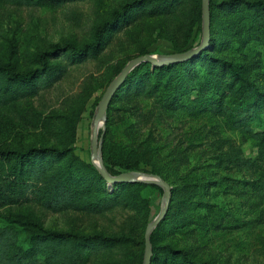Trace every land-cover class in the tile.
I'll use <instances>...</instances> for the list:
<instances>
[{"label":"rangeland","instance_id":"obj_1","mask_svg":"<svg viewBox=\"0 0 264 264\" xmlns=\"http://www.w3.org/2000/svg\"><path fill=\"white\" fill-rule=\"evenodd\" d=\"M122 1L72 0L61 5H30L0 0V60L14 62L18 68H27L35 65L40 51L56 42L71 41L80 45L92 37L96 23L109 16L110 11ZM197 1L158 0L154 7L134 10L130 20L123 19L108 32L103 49L85 60L72 61L68 54L60 53L58 59L68 65L60 79L38 88L34 94L0 105V146L61 145L72 141L71 119L76 110L81 109L74 144L81 157L91 158V137L98 103L112 79L131 58L144 54V51L170 52L174 49V42L178 45L186 43L190 47L197 45L203 30V12L201 18L194 14ZM239 8L215 6V30L227 35L230 29L242 25L245 11L244 7ZM188 31H192L191 34ZM255 49L264 47L255 45ZM132 89L133 94L123 95L114 103L122 108L112 109V119L120 124L130 107L155 100L146 93L136 96L135 88ZM155 110L157 113L162 111L166 123L165 128H160L162 134L155 139L160 143H170L156 155L162 158L158 164L172 179L170 190L173 185H189L190 193L196 191L188 202L174 201V206L178 203V206L195 213L186 223L177 222L171 226L170 221L166 222L165 240L185 246L195 257L210 259L215 264L264 263V161L262 167L252 164L232 166L231 162H221L227 167L214 164L221 160L217 158L220 151L236 152L238 147L243 150L244 157L253 158L258 152L256 140L233 128L223 115L196 114L191 106L169 110L157 107ZM263 122L264 114L255 127L261 128ZM142 125L145 127V123ZM106 128L107 121L99 127V137ZM121 139L124 141L126 137L114 138L117 141ZM171 146L174 149L170 151ZM196 165L199 166L195 168ZM112 168L122 170L119 166ZM77 173L91 179L82 167ZM222 174L233 176V181L239 185L231 187L229 192H222L219 186L213 188L214 185L207 184L209 179ZM223 183L229 181L224 180ZM155 184L158 185L156 188L147 191L149 215L145 208H135L128 201H119L103 211L90 207L53 211L35 198L0 207V223L10 216L37 221L52 229L111 233L133 231L141 234L146 232L148 223L160 211L165 200L163 186ZM146 218L149 221L144 227ZM200 220L202 225H197ZM27 229L23 230V235L28 233ZM131 248L130 264H139L140 246ZM87 252L88 257L83 264H122L127 261L126 246L122 244L95 246ZM144 260L145 251L142 264Z\"/></svg>","mask_w":264,"mask_h":264},{"label":"trees","instance_id":"obj_2","mask_svg":"<svg viewBox=\"0 0 264 264\" xmlns=\"http://www.w3.org/2000/svg\"><path fill=\"white\" fill-rule=\"evenodd\" d=\"M9 1L16 4L61 5L72 0ZM157 1L123 0L110 11L109 16L96 23L89 40L80 45L71 41L56 42L50 48L40 51L35 65L30 67L18 68L14 62L0 60V105L23 98L29 93L34 94L38 88L53 84L68 68L67 64L58 59L60 53L68 54L72 61L85 60L103 49L112 28L123 19L130 20L134 10L145 6L154 7ZM201 1L198 0L194 7V14L198 18L202 16ZM209 1L211 36L206 48L179 62L153 66L150 61H142L128 73L114 93L107 108V128L102 144L103 160L110 172L116 174L139 169L159 174L172 183L164 167L158 164L162 158L156 156L170 143H160L155 139L162 134L160 128H165L166 124L162 111L157 113L155 108L169 110L181 106H191L192 112L196 114L223 115L233 128L256 140L258 152L253 158L244 157L243 150L238 147L236 152L220 151L217 158L221 160L215 165L227 167L221 162H231L232 166L252 164L262 167L264 122L258 129L255 123L264 114V49H255V45L264 47V0ZM215 6L235 10L244 7V23L230 29L227 35H221V31L214 28ZM191 32L188 31V34ZM188 48L191 47L186 46V43L178 45L174 42V49L170 52ZM133 87L136 96L146 93L155 100H148L139 107H130L120 124L112 119V109H122L114 103L122 99L123 95L133 94ZM138 101L142 102V99ZM75 113L71 119L72 141L61 145L0 146V207L36 198L53 211L86 207L103 211L114 207L119 201H128L135 208H145L149 215L147 191L158 185L141 181L108 182L90 157L83 158L77 153L74 140L82 111L77 109ZM115 137L126 139L117 141ZM173 149L174 146L169 147L170 151ZM114 166L122 170H115L112 168ZM80 167L91 176L90 180L80 177L77 173ZM224 180L229 183L224 184ZM233 180V176L222 174L209 179L207 184L214 185L213 188L219 186L222 192H229L231 187L239 185ZM171 192L167 215L151 235V264H215L210 259L195 257L185 246H177L165 240L166 222L170 221L171 226L177 225V222L186 223L195 213L193 209L187 211L186 207L178 206V203L174 206V201L188 202L196 195V191L190 193L189 185H173ZM147 221L146 218L144 227ZM197 225H202L201 220ZM26 228L28 233L23 235ZM112 244L126 246L127 261L122 264H130L133 254L131 246H140L139 264H142L145 232L52 229L37 221L10 216L0 223V264H83L88 257L87 249L91 251L95 246Z\"/></svg>","mask_w":264,"mask_h":264},{"label":"water","instance_id":"obj_3","mask_svg":"<svg viewBox=\"0 0 264 264\" xmlns=\"http://www.w3.org/2000/svg\"><path fill=\"white\" fill-rule=\"evenodd\" d=\"M202 12H203V31L202 40L199 44L188 48L183 51L175 52H164V53H144L131 58L126 65L122 68L120 73L112 79L106 90L104 91L96 111L94 119L93 134L91 137V160L110 183L116 182H149L158 183L163 186L165 193V200L163 206L157 215L148 223L145 232V260L144 264H151V257L153 253L151 233L157 224L165 217L169 208L170 199V183L165 180L161 175L138 170H124L119 173H112L106 167L103 155H102V142L105 132L103 131L99 137V122L102 120V124L105 123L107 118V108L111 102V99L116 92V90L121 86V84L126 79L128 73L140 62L150 61L153 66L161 65L163 63L179 62L181 60L188 59L204 48L208 46L210 36H211V19H210V1L202 0ZM98 159V161H97Z\"/></svg>","mask_w":264,"mask_h":264},{"label":"bare ground","instance_id":"obj_4","mask_svg":"<svg viewBox=\"0 0 264 264\" xmlns=\"http://www.w3.org/2000/svg\"><path fill=\"white\" fill-rule=\"evenodd\" d=\"M102 125V120H100V122H99V127ZM97 161H98V159H97Z\"/></svg>","mask_w":264,"mask_h":264}]
</instances>
